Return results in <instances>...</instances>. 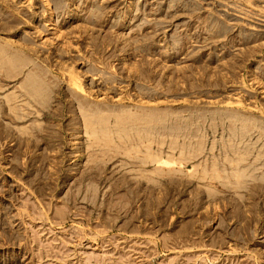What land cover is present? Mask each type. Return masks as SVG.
Returning a JSON list of instances; mask_svg holds the SVG:
<instances>
[{
    "label": "rangeland",
    "instance_id": "374dc122",
    "mask_svg": "<svg viewBox=\"0 0 264 264\" xmlns=\"http://www.w3.org/2000/svg\"><path fill=\"white\" fill-rule=\"evenodd\" d=\"M0 264H264V0H0Z\"/></svg>",
    "mask_w": 264,
    "mask_h": 264
}]
</instances>
